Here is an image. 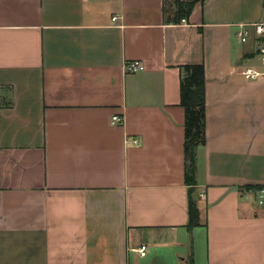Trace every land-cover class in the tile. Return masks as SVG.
<instances>
[{"label":"crops","instance_id":"0c3cea01","mask_svg":"<svg viewBox=\"0 0 264 264\" xmlns=\"http://www.w3.org/2000/svg\"><path fill=\"white\" fill-rule=\"evenodd\" d=\"M179 1L185 23L174 0H0V264H264V207L240 190L264 186V78L240 74L264 65L236 37L264 0ZM194 65L188 228L179 86Z\"/></svg>","mask_w":264,"mask_h":264},{"label":"trees","instance_id":"16d2710c","mask_svg":"<svg viewBox=\"0 0 264 264\" xmlns=\"http://www.w3.org/2000/svg\"><path fill=\"white\" fill-rule=\"evenodd\" d=\"M176 12L172 18L180 23L189 16L194 3L174 0ZM169 22V21H166ZM179 105L184 110V143L185 159L184 183L188 187V228L198 225V209L192 200L191 193L196 185V151L205 144V91L204 71L202 65L183 66L180 68ZM264 186L241 187L240 190L255 192Z\"/></svg>","mask_w":264,"mask_h":264},{"label":"built area","instance_id":"2783aa9c","mask_svg":"<svg viewBox=\"0 0 264 264\" xmlns=\"http://www.w3.org/2000/svg\"><path fill=\"white\" fill-rule=\"evenodd\" d=\"M116 17L112 18V21H116ZM181 23H185V20H182ZM236 37L241 44L252 43L255 47V54L259 62L264 65V22H257L253 24L239 25L236 33ZM127 74H136L144 70V66L139 61H133L127 63L124 67ZM241 76L247 81H254L259 78H264V72L257 71L251 67H243L240 70ZM122 118L118 116H113L111 118V123L120 124ZM133 144L136 145L137 141H133ZM256 202L258 205L264 207V187L255 191ZM140 256L144 257L146 252V247L141 246L139 251Z\"/></svg>","mask_w":264,"mask_h":264},{"label":"rangeland","instance_id":"374dc122","mask_svg":"<svg viewBox=\"0 0 264 264\" xmlns=\"http://www.w3.org/2000/svg\"><path fill=\"white\" fill-rule=\"evenodd\" d=\"M247 47V46H246ZM258 62H259V60H258ZM260 63V62H259Z\"/></svg>","mask_w":264,"mask_h":264}]
</instances>
